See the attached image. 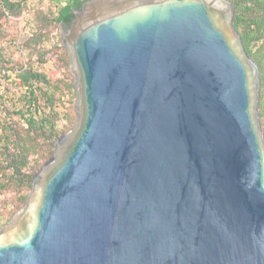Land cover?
Segmentation results:
<instances>
[{
    "label": "water",
    "instance_id": "obj_1",
    "mask_svg": "<svg viewBox=\"0 0 264 264\" xmlns=\"http://www.w3.org/2000/svg\"><path fill=\"white\" fill-rule=\"evenodd\" d=\"M229 0H87L78 119L0 230V264H264L258 65Z\"/></svg>",
    "mask_w": 264,
    "mask_h": 264
},
{
    "label": "trees",
    "instance_id": "obj_2",
    "mask_svg": "<svg viewBox=\"0 0 264 264\" xmlns=\"http://www.w3.org/2000/svg\"><path fill=\"white\" fill-rule=\"evenodd\" d=\"M86 1L0 0V230L25 207L36 174L78 119L69 52L62 35L53 39ZM229 1L234 27L259 67L264 134V0Z\"/></svg>",
    "mask_w": 264,
    "mask_h": 264
},
{
    "label": "rangeland",
    "instance_id": "obj_3",
    "mask_svg": "<svg viewBox=\"0 0 264 264\" xmlns=\"http://www.w3.org/2000/svg\"><path fill=\"white\" fill-rule=\"evenodd\" d=\"M33 7H34V8H41V9H43V8L46 7V4H44L42 7H40V5L34 3V4H33ZM54 35H57L56 38L53 39V40L55 41V40H57V38H58L59 35H60V36L62 35V31H60V30L55 31V32H54ZM60 36H59V37H60ZM54 41H53V42H54ZM12 79H13V80L16 79L15 75H13ZM18 82H19V81H18ZM2 92H3V88L0 86V93H2Z\"/></svg>",
    "mask_w": 264,
    "mask_h": 264
}]
</instances>
